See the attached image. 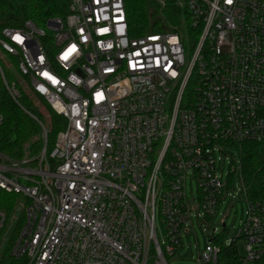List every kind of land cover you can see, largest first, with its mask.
<instances>
[{
  "label": "built area",
  "instance_id": "2783aa9c",
  "mask_svg": "<svg viewBox=\"0 0 264 264\" xmlns=\"http://www.w3.org/2000/svg\"><path fill=\"white\" fill-rule=\"evenodd\" d=\"M177 6L188 12L192 39L179 29L133 36L125 0H70L64 18L2 31L1 50L66 120L51 153L45 147L15 159L0 152V191L25 199L15 257L169 264L181 231L193 226V180L198 219L243 195L247 211L235 238L245 245L241 262L264 258V201L247 199L242 177L234 194L218 170L224 148L264 143V0ZM4 83L17 101L19 86ZM31 116L47 142V128ZM238 171L241 165L228 176ZM6 223L0 211V236ZM222 247L211 239L196 264H219Z\"/></svg>",
  "mask_w": 264,
  "mask_h": 264
},
{
  "label": "trees",
  "instance_id": "16d2710c",
  "mask_svg": "<svg viewBox=\"0 0 264 264\" xmlns=\"http://www.w3.org/2000/svg\"><path fill=\"white\" fill-rule=\"evenodd\" d=\"M177 1L125 0L131 34L141 36L149 33L177 31L184 17L188 26V37L192 39L195 33L190 26L188 12L180 9ZM69 3L70 0H0V38L4 29H20L28 20L42 28L49 18L66 17L69 13ZM11 60L14 63L18 61L15 57H11ZM4 80L9 85L12 84L13 75L5 62L0 59V116L3 117L0 129V152L15 159L22 158L26 152L30 156H35L45 147L47 153H51L55 147L57 135L65 129V118L45 106L49 117L47 127L42 112L30 97L19 88L20 97L14 101ZM29 113L46 126L47 142L42 136L40 124ZM238 149L246 197L252 203L264 201V143H242ZM19 210L18 197L0 191V211L5 213L7 223ZM24 221L25 215L21 211L0 264H28L26 256L17 258L12 255V249L18 240ZM217 243H221V240H217ZM219 264H243L236 239L231 245L222 247ZM255 264H264V258Z\"/></svg>",
  "mask_w": 264,
  "mask_h": 264
},
{
  "label": "rangeland",
  "instance_id": "374dc122",
  "mask_svg": "<svg viewBox=\"0 0 264 264\" xmlns=\"http://www.w3.org/2000/svg\"><path fill=\"white\" fill-rule=\"evenodd\" d=\"M188 26L185 18L183 17L179 25V31L183 37L188 36ZM191 49L189 46L186 47V63L191 60ZM0 59L5 62L9 70L13 75V82L16 83L25 94H27L30 99L37 105L44 116L45 124L49 126V117L44 102L40 101L35 95V93L30 88L27 79L19 72L16 63L11 60V56L4 53L0 48ZM45 126V127H46ZM48 133V131H47ZM43 136V134H42ZM226 155L223 156V162L218 164V170L222 175L223 182H229L230 186L233 188V193L236 194L237 191L241 190V173L238 171L237 174H232L228 176L232 167L241 165L240 152L235 147L224 148ZM196 190L195 181H187V201L191 203L192 216L191 224L183 228L181 231L182 244L181 248L176 252L173 257L168 258L169 264H196L198 252H205L210 244V240L213 238L221 240L223 247H226L230 242H232L241 229L242 221L245 219V213L247 211V204L243 198V195H238L236 199L230 201V199L220 200V205L218 206L214 217L211 219H205L201 217L198 219L199 211L196 209V205L192 202L194 193ZM21 203H24L25 199L20 197ZM20 208V207H19ZM21 208L17 211L6 224L1 237H0V261L3 253L8 244V240L12 235L15 228L16 222L19 218ZM225 223L226 228L223 227ZM214 229H217L214 232ZM237 248L240 257L245 256V245L243 240H237Z\"/></svg>",
  "mask_w": 264,
  "mask_h": 264
}]
</instances>
